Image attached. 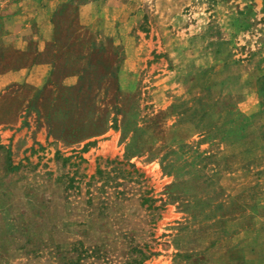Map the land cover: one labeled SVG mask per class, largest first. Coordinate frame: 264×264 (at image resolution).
Listing matches in <instances>:
<instances>
[{
	"label": "rangeland",
	"instance_id": "1",
	"mask_svg": "<svg viewBox=\"0 0 264 264\" xmlns=\"http://www.w3.org/2000/svg\"><path fill=\"white\" fill-rule=\"evenodd\" d=\"M0 264H264V0H0Z\"/></svg>",
	"mask_w": 264,
	"mask_h": 264
},
{
	"label": "crops",
	"instance_id": "2",
	"mask_svg": "<svg viewBox=\"0 0 264 264\" xmlns=\"http://www.w3.org/2000/svg\"><path fill=\"white\" fill-rule=\"evenodd\" d=\"M46 65L40 64L35 65L29 72L28 77L26 78L25 82L32 86L38 87L42 81V73L46 72ZM41 71V72H40ZM41 73V75L39 74Z\"/></svg>",
	"mask_w": 264,
	"mask_h": 264
}]
</instances>
